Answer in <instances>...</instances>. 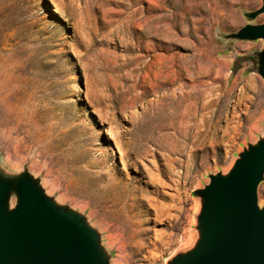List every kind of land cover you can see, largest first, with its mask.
Returning a JSON list of instances; mask_svg holds the SVG:
<instances>
[{
    "label": "rangeland",
    "instance_id": "obj_1",
    "mask_svg": "<svg viewBox=\"0 0 264 264\" xmlns=\"http://www.w3.org/2000/svg\"><path fill=\"white\" fill-rule=\"evenodd\" d=\"M261 4L0 0V171L82 214L110 264L187 252L195 191L264 137L263 39L225 36Z\"/></svg>",
    "mask_w": 264,
    "mask_h": 264
},
{
    "label": "water",
    "instance_id": "obj_2",
    "mask_svg": "<svg viewBox=\"0 0 264 264\" xmlns=\"http://www.w3.org/2000/svg\"><path fill=\"white\" fill-rule=\"evenodd\" d=\"M262 13L264 0L245 17L251 21ZM225 36L264 42V22ZM257 70L264 78V45ZM263 178L264 137L244 149L227 173L212 174L195 191L201 197L199 239L167 264H264V204L257 193ZM0 264H110V257L86 218L58 204L37 178L0 171Z\"/></svg>",
    "mask_w": 264,
    "mask_h": 264
},
{
    "label": "bare ground",
    "instance_id": "obj_3",
    "mask_svg": "<svg viewBox=\"0 0 264 264\" xmlns=\"http://www.w3.org/2000/svg\"><path fill=\"white\" fill-rule=\"evenodd\" d=\"M189 114H191V113H189ZM185 116V115H184ZM185 118V117H184ZM188 122V121H187ZM183 127V126H182ZM181 132V131H180Z\"/></svg>",
    "mask_w": 264,
    "mask_h": 264
}]
</instances>
